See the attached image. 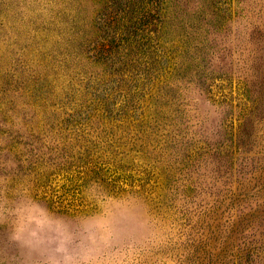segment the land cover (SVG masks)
I'll return each mask as SVG.
<instances>
[{
    "label": "rangeland",
    "instance_id": "rangeland-1",
    "mask_svg": "<svg viewBox=\"0 0 264 264\" xmlns=\"http://www.w3.org/2000/svg\"><path fill=\"white\" fill-rule=\"evenodd\" d=\"M0 264H264V0H0Z\"/></svg>",
    "mask_w": 264,
    "mask_h": 264
}]
</instances>
